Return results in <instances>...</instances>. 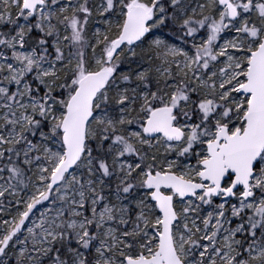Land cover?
Masks as SVG:
<instances>
[{
	"label": "snow or ice",
	"instance_id": "6c2138e0",
	"mask_svg": "<svg viewBox=\"0 0 264 264\" xmlns=\"http://www.w3.org/2000/svg\"><path fill=\"white\" fill-rule=\"evenodd\" d=\"M0 264H264V0H0Z\"/></svg>",
	"mask_w": 264,
	"mask_h": 264
}]
</instances>
